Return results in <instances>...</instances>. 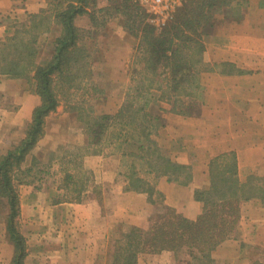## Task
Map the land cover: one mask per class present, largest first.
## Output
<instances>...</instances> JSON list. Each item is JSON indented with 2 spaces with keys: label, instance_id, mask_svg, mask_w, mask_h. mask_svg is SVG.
Returning <instances> with one entry per match:
<instances>
[{
  "label": "crops",
  "instance_id": "1",
  "mask_svg": "<svg viewBox=\"0 0 264 264\" xmlns=\"http://www.w3.org/2000/svg\"><path fill=\"white\" fill-rule=\"evenodd\" d=\"M247 1L248 12L238 25V32L233 33L230 39L238 36L241 42L247 40L248 48L232 46L223 50L225 56L215 62L230 61L237 68L251 70L261 68L256 57L247 61L241 54L247 52L248 59L254 56L252 54L264 55V1ZM44 6L45 0H0V40L12 35L14 24H27L29 16L39 15ZM8 22L11 25H7ZM59 33L58 26L50 27L49 38L45 41L46 48L49 47L47 51L51 50V38H56ZM42 53L40 47L36 65H44L49 60L50 56L43 59ZM204 75L202 73L201 77L207 87L208 76ZM214 77V81L233 86L231 97L236 102L233 103L232 114L225 112L220 104H209L207 97L201 99L200 96L202 101L199 100L189 114L164 109L158 115L161 125L155 132L154 140L172 162L185 167L179 181H169L166 175L149 173L153 180V196L157 195L159 201L149 203L146 193L125 190L120 170L121 155L116 153L83 157V166L91 169L94 183L101 188L100 197L91 195V192L84 194L80 201L72 202L54 199L58 197V187L47 190L41 184H19V226L26 246L24 264H102L106 260L107 244L111 238L119 235L122 227L144 226L160 204L174 209L188 220H194L202 210L201 202L194 198V191L206 187L207 165L219 155L233 153L241 182L249 177L264 176V74L248 71L247 74H215ZM29 85L26 77L11 78L0 74V156L23 138L32 112L40 103L39 96L32 92ZM115 108L104 109L99 114H114L118 107ZM57 112L60 114L54 119ZM74 115V112L63 111L60 105L47 116L44 134L31 154L41 159L47 147L55 149L61 146L58 142L64 139L58 130L61 125L51 121L72 119L73 122L65 130V136H70L77 125ZM230 116L239 118V125L233 129V120L225 119ZM73 136L76 135L71 138ZM77 138H73L72 143ZM68 143L69 139H66L64 145ZM29 159L30 156L25 161ZM0 247L8 251L7 260L0 258V264L2 261L9 262L13 248L1 236ZM211 256L214 264H264V205L258 198L241 202L235 237L221 242ZM166 263H175L171 252L141 253L136 262Z\"/></svg>",
  "mask_w": 264,
  "mask_h": 264
},
{
  "label": "trees",
  "instance_id": "2",
  "mask_svg": "<svg viewBox=\"0 0 264 264\" xmlns=\"http://www.w3.org/2000/svg\"><path fill=\"white\" fill-rule=\"evenodd\" d=\"M121 1L124 3L121 14L128 18H136L133 22L137 21L140 40L146 45L145 56L148 61L151 60V66H145L148 72L154 76L160 72V68L166 69L167 72L170 70L168 84L176 92L186 80L196 81L198 72L194 70L192 73L191 67L181 66L177 59L185 48L184 45L187 49L191 47L192 41L201 49L202 45L197 40H191L184 31L196 32L203 27V24L211 19L215 7L224 4L221 3L222 0H190L184 3L159 33L145 23L144 11L133 0ZM95 3L96 0H62L58 3L59 9L54 11L52 20L60 27V33L54 38L51 56L44 65L35 64L38 53L37 31L41 28V25L38 28L37 23L40 24L42 21L47 23V18L41 16L42 14L30 15L28 24L17 26L12 35L0 41V74L11 78L26 77L32 85V92L40 98L23 138L0 156V203H4L6 207V232L14 248L11 264H23L26 256L25 241L17 225L19 222L17 186L42 183L45 179L44 176L48 172L43 168L49 167V164L41 163L31 151L44 134L45 118L55 112L60 105L76 114L77 121L81 123L79 124L87 138L85 145L79 148L84 149L81 155L75 156L76 154L72 152L67 154L70 155L68 163L74 167L78 166L83 170L84 156L101 153L102 146L99 145L105 137L104 132L112 127L117 130L110 132L111 138L108 141L113 139L119 146L129 147L127 135H132L131 131L134 133L132 142L135 151L121 154L132 159L129 172L125 174V190L144 192L148 195L149 201L154 193L153 185L146 183L134 170L136 159L145 161L148 173L166 175L169 181H179V177L185 172V167L172 162L152 138V133L156 132L161 121L159 116L145 111L146 104L151 98L146 100V104L132 109V104L129 103L131 98L127 94L120 108L115 114L110 115L94 114L93 107L85 105L87 98L94 99L102 90L97 83L90 81L92 75L87 52L80 43L79 28L74 24V20L79 15L88 14L87 7L95 8ZM102 9L99 8L98 11ZM199 37L200 33H197V38ZM180 40L185 44L177 47ZM228 73L230 72H225ZM87 75L90 77L88 84L83 81ZM138 82L129 88L134 92L132 97L137 98L141 93V85ZM146 94H151V91L147 90ZM77 95L80 97L77 98ZM166 99L168 101V98ZM73 100L76 101L72 103ZM176 100L175 97L171 102L173 106L170 111L183 115L192 111L177 110ZM130 109L132 116L127 115ZM28 156L31 157L29 164L24 166L23 163ZM207 174L206 187L194 191V198L202 204L201 213L194 220H188L174 209L162 206V210L148 218L147 227L130 225L120 233L113 242L109 264H136L141 253L159 254L165 251L171 252L175 258L177 253L183 251L189 259L188 264H214L212 251L221 242L236 235L241 202L262 198L264 188L261 184L256 186L251 183L255 177H249L245 182L239 181L233 153L212 158L207 165ZM89 180L90 175L88 177L83 174L79 184H72L71 174H65L57 184L58 189L64 191V197L68 196L62 200L80 201L88 188ZM96 196L100 197V191Z\"/></svg>",
  "mask_w": 264,
  "mask_h": 264
},
{
  "label": "rangeland",
  "instance_id": "3",
  "mask_svg": "<svg viewBox=\"0 0 264 264\" xmlns=\"http://www.w3.org/2000/svg\"><path fill=\"white\" fill-rule=\"evenodd\" d=\"M46 6H44L40 13H42L41 16H45L47 18V23L42 21L40 24L37 23L38 28L41 25V28L37 31L38 36V49L43 51L42 55L43 59L46 57L51 56L52 53V47H53V39L51 38V50L50 52L47 51L45 41L49 38L48 32L50 30V27L52 25H56L53 23L52 17L54 14V11L56 9H59L60 4H58L62 0H45ZM190 0H187L185 3H187ZM264 1V0H263ZM219 3V2H217ZM221 3H224L222 6H216L215 11L211 15V19H209L206 23L203 24V27H200L196 32L191 31H184L185 34L189 35L191 40H197L202 45V49L195 46V43L192 41L191 47L187 49L186 45L184 49H182V53H180L177 61L181 64V66H188L192 68V73L195 70L198 72V76L196 78V81L194 79L186 80L183 84V86L178 87L177 92H180L178 95L175 90H172L170 87V84H168V79L170 78V70L167 72L166 69L160 68L157 72L158 74L152 76L145 66H151L150 61L147 60V57L145 56L144 49H146V45L140 40L139 30L137 28V21L136 23L133 22L136 18H128V16L121 14L123 12L122 10V4H124L121 0H96L95 8L87 7L88 14H82L75 18L74 24L79 28L80 33V43L84 45L86 52H87V61L90 65V72H91V80L90 77L84 76L83 81H86V83H89V80L98 84V87L101 88V93L97 94L95 98L88 99L86 101V106L93 107L94 114H99L102 110L113 109L117 108V110L122 105V102L126 95L128 94L131 98L129 100V103H131V108L136 109L137 107L146 104V100L148 98H151V101L146 104L145 111L150 112L152 115H159L160 112L164 109H170L173 104L171 103L174 98L176 97V103L175 107L177 110L186 111L189 112L193 110L197 106V102L201 99H204L207 97V101L209 104L218 103L221 105L223 109H226L225 112H227L229 115L232 114L234 111L232 109L233 103L235 104L236 100H234V97H231V92L233 89V86L229 84L220 83L219 81H214L213 78L215 74H220L221 76H230L235 75L236 73L239 74H247V72L253 73V71H256V73H261V75L264 74L263 64H264V55L261 54H252V58L248 59V53L241 54L245 57V59L248 60H254L256 57L257 63H259V66L261 68L259 69H241L233 66L234 63L230 61H220L215 62L217 59L224 57L225 52L223 50H227L228 48H231L232 46L239 45L240 48H246L247 40L246 42L239 41V37L235 36L230 39V36L233 35V33L238 32V25L242 23V19L245 13H247L249 8V3L247 0H222ZM227 3V4H226ZM91 5V3H90ZM184 5V4H183ZM182 5V6H183ZM181 6V7H182ZM180 7V8H181ZM99 8H103L102 11H98ZM178 8V9H180ZM105 9V10H104ZM143 11V9H141ZM177 11V10H176ZM174 12L172 19L174 18V15L176 13ZM125 12V11H124ZM145 13V12H144ZM129 19V22L127 21V18ZM132 19V20H131ZM171 19V20H172ZM170 20V21H171ZM170 21H168L165 25H167ZM227 21V22H225ZM145 23L150 25L156 33L161 32V29L165 26L161 27H155L148 23L146 21V15H145ZM26 24V23H25ZM28 24V23H27ZM7 25H11V22H8ZM21 24H14L13 30ZM58 26V25H56ZM11 27V28H12ZM59 27V26H58ZM86 27V28H85ZM88 27V28H87ZM10 28V27H9ZM60 28V27H59ZM12 30V32H13ZM197 33H200V37L197 38ZM237 37V38H236ZM236 38V39H235ZM42 40L43 43H42ZM0 41H4L2 38ZM50 44L48 46H50ZM185 44L181 40L178 41V46H181ZM189 45V42L187 43ZM248 48V47H247ZM246 48V49H247ZM245 49V50H246ZM184 50V53H183ZM178 63V64H179ZM225 72H230L228 74H225ZM202 73H204L206 76H208V86L206 87L203 85L202 80ZM204 75V76H205ZM89 77V78H88ZM139 82H138V81ZM200 80L202 81V85L200 84ZM134 81V82H132ZM136 82H138L141 87V93H139V97H132L133 91L129 90L130 87L135 86ZM170 82V81H169ZM90 87V86H88ZM29 88H32V85H29ZM32 90V89H31ZM150 90L151 94H146V91ZM225 93V95H224ZM180 96V97H179ZM201 96V99L199 98ZM80 96L77 95V98ZM109 97V99H108ZM76 98V99H77ZM111 98V100H110ZM168 98V101L167 99ZM108 100V103L106 101ZM121 100V101H120ZM76 100H73L75 102ZM199 101V102H200ZM236 106V105H235ZM61 108L63 111H67L65 109V106L61 105ZM115 108V109H116ZM132 109L127 111V115L132 116ZM172 112V111H171ZM58 113V112H57ZM54 115V119L59 115ZM115 114V113H114ZM75 121L77 125L72 131L73 136H65V130H67V127L73 122V120H66L65 122L52 120L53 123H58L59 126V134L64 135L63 140L62 138L58 140L60 142L61 146L50 149L47 147L43 151V155L41 156L40 162L49 164V167L45 166L43 169L47 170V174L44 176V180H42V183L35 182L36 185L41 184L44 186L47 190H54L57 188L58 181L62 179V177L65 174H71L72 176V184H79L80 179L83 178V174L87 175L90 180L88 183V188L85 192V194L96 195L98 191L101 190V188L94 183V174L91 171L90 168L82 167L83 170L86 171L84 173L81 168L78 166L74 167L73 164H69L68 161L70 160V152L72 154H76L75 156L81 155L82 152H84V149H79L80 147H83L87 140L86 135L83 133V128L81 127V123L77 121L76 114ZM234 116L226 117V120H233V124L231 125L232 129L235 128L237 125H239V118H233ZM130 119V118H128ZM258 119V118H257ZM65 123H68L65 127ZM80 123V124H79ZM242 123V121H241ZM119 128V126H118ZM127 128V126H126ZM117 128H109L107 132H104L105 137L102 139V143L99 146H102L101 153H116L121 155L123 152L128 153L135 151L132 138L134 137L133 131H131L132 135H127L130 145L129 147L119 146L117 141L114 142L113 139L109 142L111 135L110 132L116 131ZM63 132V133H62ZM58 134V135H59ZM155 133H152V138L154 137ZM78 137L76 139V142L78 144L72 143V140L74 138ZM66 139H69V143L67 145H64V142ZM154 139V138H153ZM109 143V144H108ZM59 145V144H58ZM77 146V148H75ZM100 153V154H101ZM165 154V153H164ZM67 155V156H66ZM98 155V154H97ZM31 158V157H30ZM77 160V159H76ZM29 161H25L23 163L24 166L29 164ZM132 159L128 158L127 155L122 156L121 155V175L123 180L126 184V176L125 174L127 171L129 172V166L131 164ZM135 171L137 172V175L144 179L146 183L152 185V178L151 174L148 173V166L145 163V161H140L139 159H136L134 162ZM42 176V175H41ZM257 179H254L251 183L258 186L262 185L264 186V176H256ZM58 189V188H57ZM64 191L59 189L58 197L54 199H65L68 198L64 197L65 195ZM154 195V193H153ZM151 196V201L153 203L159 201V198L157 195ZM261 203L264 205V196L262 198H258ZM151 201L148 200L149 203ZM132 201H130V204ZM160 204V203H159ZM163 205H159L155 207V210L151 213L149 218L154 215L159 210H162ZM5 216H6V207L4 203H0V236L4 238V240L11 244L13 248V244L9 241L7 237L6 232V224H5ZM19 232L21 233V229L19 226V222L17 223ZM149 225V222L147 220V223L142 226L143 228L147 227ZM126 227V226H125ZM125 227L121 228L123 229L122 232L125 231ZM117 230V229H113ZM22 237L23 234L21 233ZM120 235V234H119ZM117 234L116 237L113 236L111 238V242L109 241L107 244V256L106 260L102 264H109V255L112 250L113 242L114 240L119 237ZM7 249H3V247H0V258L7 260ZM12 257L14 256V248L11 251ZM10 253V254H11ZM25 259V258H24ZM175 263L173 264H188L189 259L185 255L183 251L177 253V258H175ZM11 260L8 261H2L1 264H11ZM24 264V260H23ZM167 264V263H166Z\"/></svg>",
  "mask_w": 264,
  "mask_h": 264
},
{
  "label": "built area",
  "instance_id": "4",
  "mask_svg": "<svg viewBox=\"0 0 264 264\" xmlns=\"http://www.w3.org/2000/svg\"><path fill=\"white\" fill-rule=\"evenodd\" d=\"M187 0H133L146 15V21L155 27L164 26L174 12Z\"/></svg>",
  "mask_w": 264,
  "mask_h": 264
}]
</instances>
